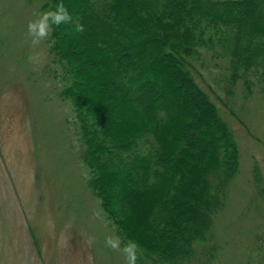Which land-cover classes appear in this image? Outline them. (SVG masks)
Returning <instances> with one entry per match:
<instances>
[{
  "label": "trees",
  "instance_id": "16d2710c",
  "mask_svg": "<svg viewBox=\"0 0 264 264\" xmlns=\"http://www.w3.org/2000/svg\"><path fill=\"white\" fill-rule=\"evenodd\" d=\"M59 3L72 20L52 26L48 49L75 113L88 183L121 248L136 242L137 264H213L215 217L240 169V148L194 71L219 46L229 86L242 81L252 92L261 83L264 94V0H47L43 7ZM253 181L264 197L258 165Z\"/></svg>",
  "mask_w": 264,
  "mask_h": 264
},
{
  "label": "rangeland",
  "instance_id": "374dc122",
  "mask_svg": "<svg viewBox=\"0 0 264 264\" xmlns=\"http://www.w3.org/2000/svg\"><path fill=\"white\" fill-rule=\"evenodd\" d=\"M47 0H0V264H125L106 246L117 237L88 183L75 113L61 97V68L48 38L37 47L29 21ZM224 49L204 53L194 75L235 133L241 166L215 217L213 264H264V94L229 86ZM225 77V78H224ZM229 86L232 91L227 92Z\"/></svg>",
  "mask_w": 264,
  "mask_h": 264
},
{
  "label": "clouds",
  "instance_id": "9594fccd",
  "mask_svg": "<svg viewBox=\"0 0 264 264\" xmlns=\"http://www.w3.org/2000/svg\"><path fill=\"white\" fill-rule=\"evenodd\" d=\"M71 20L72 17L63 3L57 4L55 10L40 14L37 19L29 21L27 25V35L31 38V45L37 47L46 40L53 25L59 27L61 24L70 23ZM76 31L82 32L83 26L77 25ZM106 246L114 252L121 253L124 256L125 264H137L140 258L139 245L134 241H129L121 248L120 238L109 236L106 239Z\"/></svg>",
  "mask_w": 264,
  "mask_h": 264
}]
</instances>
